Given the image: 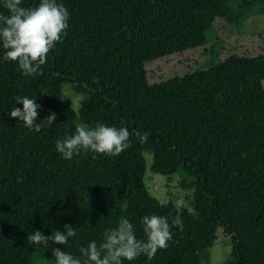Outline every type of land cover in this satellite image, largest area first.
<instances>
[{"label": "trees", "instance_id": "1", "mask_svg": "<svg viewBox=\"0 0 264 264\" xmlns=\"http://www.w3.org/2000/svg\"><path fill=\"white\" fill-rule=\"evenodd\" d=\"M35 2L22 0L26 7ZM62 2L69 26L39 75L23 76L15 61H0V264H55L52 247L79 256L81 245L99 242L121 217L139 239L141 216L164 215L170 223L173 202L160 203L144 183L146 154L153 173L181 172L192 194L180 211L183 230L170 228L168 246L150 260L140 255L122 264H209L219 239L232 245L224 264H264V46L214 63L219 53L211 50L205 67L158 83L146 70L219 42L215 21L241 26L258 0ZM65 84L84 97L79 113L64 100ZM22 95L40 105L38 132L9 116ZM50 112L48 126L39 119ZM97 121L127 127L130 147L115 156L60 158L55 140L77 122ZM137 130L147 139L132 134ZM65 225L76 232L66 245L27 239Z\"/></svg>", "mask_w": 264, "mask_h": 264}, {"label": "clouds", "instance_id": "2", "mask_svg": "<svg viewBox=\"0 0 264 264\" xmlns=\"http://www.w3.org/2000/svg\"><path fill=\"white\" fill-rule=\"evenodd\" d=\"M0 8L6 10L0 11V61H15L17 70L23 76L39 75L47 53L66 33L69 10L62 0H36L34 6L27 7L22 4V0H0ZM64 97L70 98L71 109L79 113L83 95L74 92ZM15 100V104L21 107L13 106L9 116L22 122V126L30 131H40L43 124L36 123L40 105L27 95L17 96ZM39 120L51 126L55 113L50 112L47 117ZM132 134L141 141L146 140L148 135L138 130ZM129 136L130 132L125 126L116 127L100 121L92 126L77 122L72 134L65 133L55 140L54 148L60 158L69 160L81 151L115 156L130 147ZM173 204L176 215L170 223L168 216L164 215L145 214L140 217L143 239L137 238L134 224L127 217H121L115 226L103 230L99 242L90 240L86 246L81 245L79 256L60 247H52L51 256L55 258V264H122V261H132L140 255L150 260L158 249L168 246V241L172 239L170 228L173 225L183 230L180 211L185 202L177 199ZM187 211L194 215L196 212L192 207H188ZM65 227L66 231L53 229L51 235L34 230L27 239L45 247H48L49 241L66 245L76 232L73 227Z\"/></svg>", "mask_w": 264, "mask_h": 264}, {"label": "rangeland", "instance_id": "3", "mask_svg": "<svg viewBox=\"0 0 264 264\" xmlns=\"http://www.w3.org/2000/svg\"><path fill=\"white\" fill-rule=\"evenodd\" d=\"M260 4V0H258ZM231 5H235V0H230ZM259 4L253 7L248 13L241 26H234L224 20H217L214 23V31L219 37V42L208 44L199 50L187 51L181 54L171 55L162 60L146 65L147 77L150 83H158L174 76H182L195 69L205 67L211 62H216L226 58L232 52L246 53L257 52L264 46V6ZM209 37V35H208ZM213 50L218 52V56L211 62L208 52ZM220 51V52H219ZM75 91L70 84H65L63 94L72 95ZM65 102L70 106L71 100L64 97ZM71 107V106H70ZM146 172L144 183L149 192L160 203L174 202L177 199H183L185 206H188L192 190L183 186L185 177L181 172L171 176H162L151 171V156L145 155ZM232 252L230 242L219 239L218 244L210 249L209 264H224Z\"/></svg>", "mask_w": 264, "mask_h": 264}]
</instances>
